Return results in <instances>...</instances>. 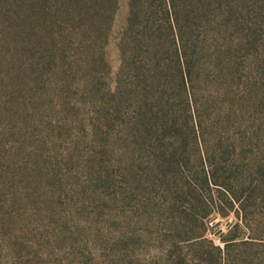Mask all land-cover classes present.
<instances>
[{
  "label": "rangeland",
  "instance_id": "1",
  "mask_svg": "<svg viewBox=\"0 0 264 264\" xmlns=\"http://www.w3.org/2000/svg\"><path fill=\"white\" fill-rule=\"evenodd\" d=\"M23 1L0 0V264H153L116 45L103 56L97 24L68 0ZM127 15L121 0L114 37ZM238 29L264 98V3Z\"/></svg>",
  "mask_w": 264,
  "mask_h": 264
},
{
  "label": "trees",
  "instance_id": "2",
  "mask_svg": "<svg viewBox=\"0 0 264 264\" xmlns=\"http://www.w3.org/2000/svg\"><path fill=\"white\" fill-rule=\"evenodd\" d=\"M68 1L97 24L103 56L116 45L153 264H264V98L238 29L264 0H126L116 37L121 0Z\"/></svg>",
  "mask_w": 264,
  "mask_h": 264
}]
</instances>
